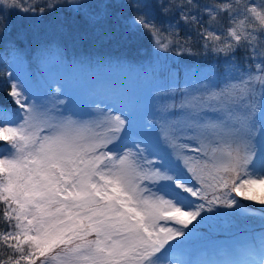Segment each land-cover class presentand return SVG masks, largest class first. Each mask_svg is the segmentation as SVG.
<instances>
[{"label":"snow or ice","instance_id":"snow-or-ice-1","mask_svg":"<svg viewBox=\"0 0 264 264\" xmlns=\"http://www.w3.org/2000/svg\"><path fill=\"white\" fill-rule=\"evenodd\" d=\"M0 59V264H264V0H0Z\"/></svg>","mask_w":264,"mask_h":264},{"label":"rangeland","instance_id":"rangeland-1","mask_svg":"<svg viewBox=\"0 0 264 264\" xmlns=\"http://www.w3.org/2000/svg\"><path fill=\"white\" fill-rule=\"evenodd\" d=\"M153 3H155V0H152ZM199 3H204L206 2V0H198ZM248 2H252V0H242V4L243 3H248ZM255 3H260V0H254ZM23 16L24 14L22 13H19V12H14L11 16V21L12 23L19 29H23L25 27V24H24V20H23ZM161 19H164L165 20V23H168L169 21L171 22V24L173 26H176L177 24H179V28H180V36L181 37H185L186 35L190 34H195V32H192L190 29L186 28L184 26V24L182 22H180L178 20L177 17L175 16H168V17H161ZM213 29L214 30H217L221 33H224L226 32V29L227 27L229 26L228 24V21L226 19H223V18H220L218 19L216 22H213ZM168 25H165V28H167ZM183 27V28H182ZM224 37L222 36V39ZM144 39H140V40H137L129 49H127V54L129 56L130 59H134L133 56H137V57H142L141 60L139 61H142V62H147L150 58V52H151V49H150V44L148 42L147 39H145L147 42H148V45L146 46V43L143 42ZM197 44V45H196ZM191 45L192 47L194 48V46H200V43L198 41H191ZM195 46V47H196ZM137 50H143L144 52V55H137ZM120 51H124V49H119L118 51V54ZM193 51L197 52L196 50L193 49ZM198 53V52H197ZM160 56L161 58L163 59L165 56L167 57H173L175 58L174 60V63L177 64V66H179L180 68H183L184 67V70L185 68L188 67V65L192 66V67H195V68H200L202 69V72L201 73H198L196 74V76L194 78H199L200 76H202L203 72L206 71V68L205 66L206 65H210V64H214L215 61H216V57L209 54L208 56H205V55H201L202 57L200 58H195V55L194 56H190V57H177L175 56L174 54H169L168 53H160ZM235 56L237 58L238 61H241L243 60V52L242 51H237L235 53ZM210 57L209 60H207V58ZM182 58H184L186 60V63H184V65H181V60ZM202 58V59H201ZM195 59V60H194ZM222 59V58H220ZM135 60V59H134ZM190 60V61H189ZM189 61V63H188ZM164 62V61H163ZM3 60L0 59V65L2 66L3 65ZM168 64H163L161 63L160 61L158 62V69L161 71V73L163 72V70H165L166 68H168L167 66ZM22 71L24 72H36L37 69L33 66L31 68L27 67V66H24L22 69ZM166 71V70H165ZM215 71L217 72H223V68L220 67V68H216ZM160 75V72L158 71V76ZM167 76L168 74L165 73L163 74V76L160 78V83H166L167 82ZM184 78L181 79V81L183 80ZM181 87H183V84L181 82ZM11 108L12 107V104L10 102V100H8V102H4L3 104L0 105V108ZM248 203V202H246ZM254 208H255V205H252ZM217 239H223V236L222 238L219 237V235H217L216 237Z\"/></svg>","mask_w":264,"mask_h":264},{"label":"trees","instance_id":"trees-1","mask_svg":"<svg viewBox=\"0 0 264 264\" xmlns=\"http://www.w3.org/2000/svg\"><path fill=\"white\" fill-rule=\"evenodd\" d=\"M165 25H168V23H166V24H164L163 25V27H165ZM183 28V27H182ZM181 35V34H180ZM192 36L193 37H195V34H192ZM192 41H197L196 39H193ZM143 42L144 43H146V46L148 45V42L144 39L143 40ZM197 45V44H196ZM195 45V46H196ZM194 46V50H196L197 52H198V54L197 55H195V58H200V57H202L201 55H203V53H202V51L200 50V46L198 45V46H196L195 47ZM116 51V54H118V51H119V49H116L115 50ZM195 52V51H194ZM169 54H172L173 55V53H168V55ZM133 58L135 59V60H141V58L142 57H137V56H133ZM207 58V57H206ZM202 59V58H201ZM210 59V57H208L207 58V60H209ZM174 60H175V58H173V57H169V59H162L161 58V60H160V62L161 63H163V64H168L167 66H168V68H166L165 70H163V72L161 73V71L159 70V72H160V75H159V78H161L162 76H163V74H165V73H167L168 74V70L169 69H174V68H178L179 70H180V73H181V79L182 78H184V67L183 68H180L179 66H177V64H175L174 63ZM195 60V59H194ZM164 61V62H163ZM190 61V60H189ZM189 61H188V63H189ZM184 63H186V60L184 59V58H182V60H181V65H184ZM187 64V63H186ZM188 66H190V65H188ZM159 68V67H158ZM174 74V73H173ZM6 76H7V65L5 64V63H3V65L1 66L0 65V105L1 104H3L4 102H8V100H9V98L7 97V95H6V92L3 90V82H4V80L6 79ZM239 199V198H238ZM244 203H246V202H244ZM253 207V206H252ZM260 206L259 205H255V208H259ZM222 236L223 235H219V237L220 238H222Z\"/></svg>","mask_w":264,"mask_h":264}]
</instances>
